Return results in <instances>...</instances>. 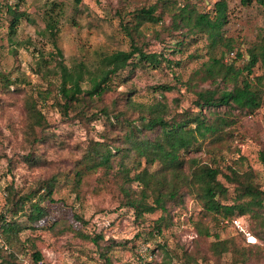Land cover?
<instances>
[{
    "label": "rangeland",
    "instance_id": "374dc122",
    "mask_svg": "<svg viewBox=\"0 0 264 264\" xmlns=\"http://www.w3.org/2000/svg\"><path fill=\"white\" fill-rule=\"evenodd\" d=\"M4 1L0 0V209L7 203V186L14 185L15 189L26 191L37 188L38 182L45 177L60 175L53 200L43 203L48 209L47 218L34 228L25 229L19 242L4 245V249L14 251L23 264H187V254H192L199 264H264V240L259 238L258 247L246 251V260L242 253L235 256L233 251L221 257L210 254L208 245L215 237L201 236L196 221L210 225L211 231L219 233L223 239L237 234L238 228L216 225L210 217H203L202 205L195 194L189 193L184 202L169 205L170 216L164 221L166 228L159 234L155 225L156 221H161L157 219L162 217L163 211L137 217L133 208L124 205L121 189L124 181L118 173L103 178L102 172H96L76 182L72 170L82 155V148L90 140L100 138L106 128V119H91L88 123L74 116L65 118L53 101L60 75L49 72L45 77L37 71L42 56L47 58L51 68H57L58 61L69 68H79L84 63L87 70L83 87L87 88L89 78L97 72L105 55L131 49L132 40L125 25L134 24L136 10L156 5V14L163 15L159 24L147 22L140 36L148 50L163 52L175 38L183 35L169 28L178 6L194 3L198 10L214 14L215 3L221 0H22L24 14L14 34H10L12 15ZM17 1L12 0V3ZM225 1L227 21L222 33L245 53L264 33V5L256 1L248 4L242 0ZM47 15L57 20L55 34L47 28ZM184 50L185 55L176 57L185 61L179 71L187 81L202 62L208 61L211 50L204 36ZM190 53H195L196 57ZM244 62L241 59L237 64L242 66ZM263 71L264 68L256 67L257 74ZM175 82L169 68L138 69L125 84L119 85L117 92L106 95L105 102H111L121 90H133L131 97L137 102H157L163 100L164 94L172 109L182 111L194 98L186 86L179 85L163 94L158 87L153 88L158 83ZM41 89H47L49 95L43 111L50 124L48 130L57 142L37 141L32 147L24 133L27 117L24 102L28 94L37 96L36 91ZM236 117L237 123L228 128L233 131L232 135L223 134L225 139L220 142L207 140L202 150L189 155L220 167L233 164L243 155L244 168L253 169L264 189L261 157L264 105L253 115L237 113ZM32 151L34 155L42 154L46 162L27 161L25 156ZM134 161L133 158L129 160L131 167ZM248 216L240 218L244 229L251 232ZM16 219L23 225L31 223L26 216ZM75 228L82 229L88 237L80 235ZM2 241L0 237V245L4 244ZM32 241L44 255L40 262L33 258Z\"/></svg>",
    "mask_w": 264,
    "mask_h": 264
},
{
    "label": "trees",
    "instance_id": "16d2710c",
    "mask_svg": "<svg viewBox=\"0 0 264 264\" xmlns=\"http://www.w3.org/2000/svg\"><path fill=\"white\" fill-rule=\"evenodd\" d=\"M21 1H4L12 15L10 34L16 32L24 14ZM242 1L244 4L256 1L264 5V0ZM156 10L157 6L153 5L133 13L134 24L131 27L125 25L132 40L131 49L105 55L97 72L89 78L87 88L83 87L87 70L84 63L79 68H69L58 61L57 68H51L44 56L37 63V71L41 75L47 77L49 72L60 75L53 101L65 118L74 116L88 123L91 119H106V128L100 133V138L90 140L82 148V155L72 170L74 180L81 182L85 176L96 172H102L103 178L118 173L124 181L121 187L124 205L133 208L137 217L163 211L162 217L157 219L161 221H156L155 225L159 234H163L166 228L164 221L170 216L169 205L184 202L185 196L191 193L200 200L203 217H210L216 225L236 227L233 218L249 215L251 232L257 240H264V189L253 169L244 168V156L238 157L233 164L220 167L200 162L189 155L202 150L207 140L220 142L225 139L223 134L232 135L233 131L228 128L237 123V113L253 115L263 107L264 71L257 74L256 67L264 68V33L244 53L222 33L227 21L225 0L215 3L214 14L200 11L196 4L187 2L178 6L169 27L181 31L182 37L175 38L163 52L150 51L140 36L147 22H162L163 15L156 14ZM56 24L57 20L47 15V28L53 34L57 31ZM184 28L187 30L182 31ZM203 36L207 37L210 46L209 59L193 71L190 80L184 81L179 70L185 61L176 56L185 55L184 48ZM190 56L196 57L195 53H190ZM241 59L245 61L242 66L237 64ZM159 67L169 68L176 82L158 83L153 88L158 87L163 94L179 88V85L186 86L194 95L189 107L182 111L172 109L164 94L163 100L157 102H137L131 97L133 90H121L111 102H105V96L117 92L119 85L125 84L138 69ZM207 83L210 86H205ZM36 92L37 96L28 94L24 102L27 113L24 133L32 147L37 141L57 142L51 136L52 131L48 130L50 124L43 111L49 99L47 89ZM32 154L29 153L25 159L35 164L46 162L42 154ZM261 157L264 161V151ZM131 158L135 160L133 167L129 163ZM114 168H118L117 171ZM59 178L58 174L45 177L38 182L37 188L31 187L26 191L17 190L14 185L5 188L7 203L0 209V237L4 241L0 245V264H23L18 255L4 249V245L19 242L25 229L34 228L47 218L48 209L43 203L47 199L53 200ZM17 216H26L31 223L23 225ZM195 223L201 236L215 237L208 245L212 256L221 257L225 252L233 251L235 256L242 253L243 260H246V251L250 247H258L257 240L247 241L246 232L239 228L237 234L223 239L219 233L211 231L210 225L201 220ZM75 230L88 237L81 232L82 229ZM30 238L26 240L30 242ZM31 243L34 246L33 258L40 262L44 255L33 241ZM187 257V264H199L192 254H187Z\"/></svg>",
    "mask_w": 264,
    "mask_h": 264
},
{
    "label": "built area",
    "instance_id": "2783aa9c",
    "mask_svg": "<svg viewBox=\"0 0 264 264\" xmlns=\"http://www.w3.org/2000/svg\"><path fill=\"white\" fill-rule=\"evenodd\" d=\"M232 222L233 224L239 228L240 230H243L246 232V236H247V241L249 242H255L257 239L256 237L249 231H246L243 227V224H242V221H241V218H233L232 219Z\"/></svg>",
    "mask_w": 264,
    "mask_h": 264
}]
</instances>
